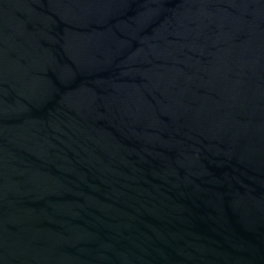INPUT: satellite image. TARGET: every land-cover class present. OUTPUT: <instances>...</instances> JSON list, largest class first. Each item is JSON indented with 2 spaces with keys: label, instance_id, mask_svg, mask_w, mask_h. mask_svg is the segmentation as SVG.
Listing matches in <instances>:
<instances>
[{
  "label": "water",
  "instance_id": "1",
  "mask_svg": "<svg viewBox=\"0 0 264 264\" xmlns=\"http://www.w3.org/2000/svg\"><path fill=\"white\" fill-rule=\"evenodd\" d=\"M0 264H264V0H0Z\"/></svg>",
  "mask_w": 264,
  "mask_h": 264
}]
</instances>
